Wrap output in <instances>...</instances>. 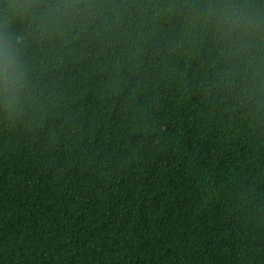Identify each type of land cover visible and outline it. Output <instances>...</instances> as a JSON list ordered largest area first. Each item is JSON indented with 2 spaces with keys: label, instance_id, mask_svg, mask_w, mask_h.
I'll return each instance as SVG.
<instances>
[{
  "label": "trees",
  "instance_id": "16d2710c",
  "mask_svg": "<svg viewBox=\"0 0 264 264\" xmlns=\"http://www.w3.org/2000/svg\"><path fill=\"white\" fill-rule=\"evenodd\" d=\"M210 3L0 0L27 70L0 106V264H264V0H229L230 34Z\"/></svg>",
  "mask_w": 264,
  "mask_h": 264
},
{
  "label": "clouds",
  "instance_id": "9594fccd",
  "mask_svg": "<svg viewBox=\"0 0 264 264\" xmlns=\"http://www.w3.org/2000/svg\"><path fill=\"white\" fill-rule=\"evenodd\" d=\"M84 6V0H62L55 8L45 5L41 13L39 0H17L16 11L21 16L54 12L73 16ZM205 15L220 34H230L242 24L247 26L239 6L229 3V0H211ZM19 45L18 34L8 26L6 20L0 22V106L8 111L19 107L26 89L27 70Z\"/></svg>",
  "mask_w": 264,
  "mask_h": 264
}]
</instances>
